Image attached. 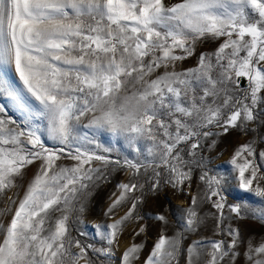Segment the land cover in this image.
Here are the masks:
<instances>
[{"label": "snow or ice", "instance_id": "snow-or-ice-1", "mask_svg": "<svg viewBox=\"0 0 264 264\" xmlns=\"http://www.w3.org/2000/svg\"><path fill=\"white\" fill-rule=\"evenodd\" d=\"M209 37L225 39L214 52L201 53L196 68L175 71V62L192 55L196 42ZM160 68L165 70L151 79ZM241 78L248 82L245 89ZM0 100L14 105L22 118L8 115V107L0 103V195L17 186L26 166L38 162L19 203L8 197L16 207L10 222L0 223V264H93L86 249L105 257L113 254L111 245L140 200L127 194L144 188L122 183L120 194L113 193L106 214L128 199L132 204L106 229L95 226L109 247L94 248L73 238V213L85 211L79 194L106 179L92 161L110 163L97 153L111 150L98 137L110 133L122 138L137 156L138 143L150 141L151 160L114 163L133 175L142 167L164 168L167 176L154 171L150 190L165 183L182 191L191 180L182 145L194 141L188 154L195 155L200 138L213 135L203 129L215 126L227 133L229 127L244 128L259 119L264 103V0H0ZM84 117L88 131L81 135ZM44 136L55 146H47ZM62 158L75 163L57 164ZM259 158L264 160V152ZM198 163L205 168L200 175L204 198L222 216L225 178L211 174L203 160ZM230 164L239 187L264 198L254 142L241 145ZM196 203L193 196L191 205L181 210L185 231L195 230ZM229 207L241 214V204ZM157 219L167 224L164 215ZM229 235L233 240L227 248L222 249L223 241L211 242L206 264H218L229 255L235 259L239 234L230 229ZM182 239L183 233L169 237L162 229L144 264H173ZM202 247L207 246L194 242L188 247V264H197ZM143 248V243H133L122 264H133ZM245 256L249 264H264V243L253 246L249 241Z\"/></svg>", "mask_w": 264, "mask_h": 264}, {"label": "rangeland", "instance_id": "rangeland-1", "mask_svg": "<svg viewBox=\"0 0 264 264\" xmlns=\"http://www.w3.org/2000/svg\"><path fill=\"white\" fill-rule=\"evenodd\" d=\"M169 4L179 2V0H167ZM225 38L219 39L205 38L197 41L194 52L182 61L175 62V71L183 72L186 69L196 68L199 63L201 53H212ZM179 54V50H177ZM165 69H157L151 79L161 74ZM169 71L172 70L170 67ZM9 77L13 82L18 83V78L9 70ZM247 80L241 78L240 87H247ZM0 103L8 107V115L17 120H21V114L17 111L14 105L7 100H0ZM259 119L249 122L244 128H231L224 133L220 127L210 126L203 131H210L213 135L200 138V146L193 150L195 155H189L190 145L194 141H189L182 145L184 159L189 163L187 168L191 170V180L184 182L183 190L174 189L171 185L161 183L160 187L152 191L151 183L154 177V171H161L165 177L167 172L164 168L154 169L153 167H142L140 172L133 175V170L122 167L114 161H123L125 158L148 161L152 157L147 152V146L150 141H140L137 145L141 149L140 155L127 146L125 141L120 138L111 136L110 133H102L98 138L104 147L111 150L104 152L98 149L97 153L106 156L110 163L105 165L102 161H92V166L102 169L106 175L105 180L98 181L88 190L80 193V197L84 202L85 211L83 214L73 213L71 234L74 239L81 242L82 245H93L94 248H107L109 245L106 240L97 232L96 225L104 226L115 223V221L125 216L128 209L131 208L132 200L124 201L120 206L113 210V213H107L110 204L115 199L113 193L120 194L118 185L122 183L135 182L143 184L144 188L128 193L129 197H140L137 202V208L133 212V217L125 221L122 230L119 232L116 241L111 245L112 255L105 257L95 252L93 248H87V254L93 261V264H122L123 253L132 246L133 243L144 244L143 251L140 253V258L134 260L133 264H144V261L149 256L155 242L158 240L161 230H164L165 235L171 237L178 232L183 233V239L180 245V251L177 253L173 264H188L187 249L194 242H201L207 247L200 248V256L197 264H206L210 259L209 253L212 251L210 244L213 241H223V248H227L233 240V236L229 235V230L238 231V246L234 251L238 253L234 260L229 256H225L218 264H249L245 253L248 248L249 241L253 246H259L264 243V220L260 219L264 213V198L256 197L253 193L245 192L239 187L237 173L233 170L230 161L235 151L243 144L254 142L256 149V162L260 165L258 177L264 176V160L259 158V153L264 152V103L259 105ZM88 117L82 118L80 122L81 135L87 132L83 125L87 123ZM42 126H46V121L40 122ZM45 143L49 147H54L53 143L43 137ZM30 147V145H29ZM94 148V145H90ZM253 159V157H248ZM203 160L207 170L211 174L220 175L225 178L226 183L223 185V192L226 196V203L221 211L213 207L212 203L204 198L205 185L200 181V175L205 170L198 162ZM59 165H72L75 162L67 158H62L56 162ZM38 168V162L33 165H28L23 169V179L17 180V186L6 190L0 195V209L6 207L12 208L13 211H0V223L7 224L10 222L16 205L12 204L8 197L16 199L19 203V198H22L28 182L32 179ZM246 176L249 173L245 174ZM260 184L264 186V179L260 180ZM256 181L253 183L255 187ZM193 196L197 197L195 205L198 212L197 224L194 231L184 230L183 213L181 210L187 209L191 205ZM218 199V198H213ZM241 204V214L230 210V205ZM56 215H59L57 213ZM158 215H164L167 218V224L162 223L157 219ZM78 217V218H77ZM82 221V223H81ZM144 228L140 235L136 233ZM110 231V230H109ZM81 232L86 235H81ZM235 234V233H234ZM74 252L78 249L73 248ZM231 254V250H230ZM79 264H85L84 260L79 261Z\"/></svg>", "mask_w": 264, "mask_h": 264}]
</instances>
